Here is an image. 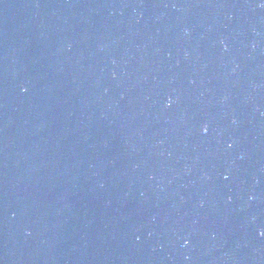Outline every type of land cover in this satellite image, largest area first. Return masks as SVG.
<instances>
[{
	"label": "water",
	"instance_id": "obj_1",
	"mask_svg": "<svg viewBox=\"0 0 264 264\" xmlns=\"http://www.w3.org/2000/svg\"><path fill=\"white\" fill-rule=\"evenodd\" d=\"M0 264H264V0H0Z\"/></svg>",
	"mask_w": 264,
	"mask_h": 264
},
{
	"label": "snow or ice",
	"instance_id": "obj_2",
	"mask_svg": "<svg viewBox=\"0 0 264 264\" xmlns=\"http://www.w3.org/2000/svg\"><path fill=\"white\" fill-rule=\"evenodd\" d=\"M205 131H207V129H205Z\"/></svg>",
	"mask_w": 264,
	"mask_h": 264
}]
</instances>
